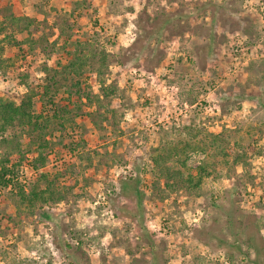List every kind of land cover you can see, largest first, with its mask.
I'll use <instances>...</instances> for the list:
<instances>
[{
  "label": "rangeland",
  "instance_id": "rangeland-1",
  "mask_svg": "<svg viewBox=\"0 0 264 264\" xmlns=\"http://www.w3.org/2000/svg\"><path fill=\"white\" fill-rule=\"evenodd\" d=\"M12 16L0 99L19 104L28 76L82 81L91 102L38 170L21 127L0 133L26 193L40 174L54 192L0 191V264H144L148 243L160 264H264V0H0ZM201 166L199 183L166 177Z\"/></svg>",
  "mask_w": 264,
  "mask_h": 264
},
{
  "label": "trees",
  "instance_id": "trees-1",
  "mask_svg": "<svg viewBox=\"0 0 264 264\" xmlns=\"http://www.w3.org/2000/svg\"><path fill=\"white\" fill-rule=\"evenodd\" d=\"M14 22H8L7 24L0 25V31L2 37L0 38V64L3 63V55L7 48H15L18 45L17 39L14 37L13 25L18 20L12 16ZM161 28V27H160ZM77 49V48H76ZM80 62L79 56L75 60L70 61L66 68L69 73H74L81 80L82 78V64L79 68L76 67V62ZM86 65L85 60L83 61V67ZM84 74V72H83ZM28 76L22 78V82L25 85L27 92L22 95L20 103L11 100H1L0 99V133L4 134L10 129L21 127L27 134L29 138L28 148L30 152L38 154V157L33 160V166L38 170L43 167L46 163V158L43 156L44 150H48L52 147L50 137L58 136L59 141L62 142L63 136H68L69 129L75 122V118L78 116L76 109L73 107L77 104H82L83 100L86 99L91 102L90 96L85 94L81 88V82L77 81L74 87H76V92H72L71 89L65 90V87L61 83H56L53 86L46 84L45 86L39 87L27 83ZM40 89V90H39ZM67 95L65 102L66 104H60L58 97L62 95ZM84 104V103H83ZM41 109L38 111V106ZM79 107V106H78ZM81 110V107L77 111ZM7 143V141H4ZM60 142V143H61ZM62 144V143H61ZM21 152V147H17ZM194 150V146H185L181 150H177L176 156H178L177 161L182 165L185 163L181 160L180 155H184L187 151ZM164 158L158 157L156 161L160 163ZM24 157H21L20 164L23 162ZM165 160V159H164ZM10 161L3 160L0 162V191L7 190L9 188H15L17 190V196L21 198L22 202H27L30 206L34 205V202L41 201L47 203L53 200L54 192L50 191L51 183L49 181L48 175L40 174L39 180L35 183L30 193H26L24 188L18 182V175L16 169L20 165L14 164L12 167L6 165ZM163 163H161L162 166ZM162 169V168H161ZM163 170V169H162ZM167 179L170 181L171 178L179 179L185 184H193L195 182V177L198 178L197 182H201L202 172L205 168H199V175L193 176L185 175L181 171H176L175 173L166 169ZM45 182L47 185L46 189L42 190L40 185ZM28 205V204H27ZM151 249V260L149 263L144 264H160V256L156 253L154 249L157 247L153 243H148ZM251 248L255 249L258 258H264V248H259L257 244L250 242Z\"/></svg>",
  "mask_w": 264,
  "mask_h": 264
}]
</instances>
